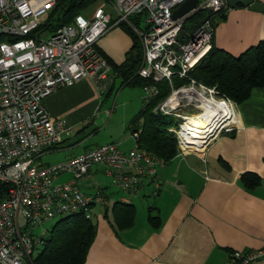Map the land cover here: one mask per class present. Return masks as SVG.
<instances>
[{"label":"built area","instance_id":"obj_1","mask_svg":"<svg viewBox=\"0 0 264 264\" xmlns=\"http://www.w3.org/2000/svg\"><path fill=\"white\" fill-rule=\"evenodd\" d=\"M61 1L0 0V264H32L33 252L41 245V237L34 239L32 234L37 226L69 215L91 219L93 198L74 182L57 183L59 176L71 173L79 179L93 164H101L114 184L129 191L164 165L137 144L122 153L113 143L58 164L40 165L44 153L74 133L65 120L44 111L43 99L84 78L92 80L99 92L109 87L111 68L96 44L110 29L125 25L136 36L142 49L139 78L169 83L171 92L157 107L176 119L169 132L180 150H204L218 135L232 130L231 100L192 80L177 88L171 84L174 76L187 78L212 48L211 19L181 43L177 36L184 21L202 10L222 15L229 9L225 0H198L189 15L178 19L172 12L185 0H105L89 17L77 15L70 24L47 33L42 25ZM107 4L114 18L106 11ZM144 92L145 103L157 94L154 86H146ZM207 115V132L184 129L190 117ZM230 256L232 264H250L264 258V244Z\"/></svg>","mask_w":264,"mask_h":264},{"label":"crops","instance_id":"obj_2","mask_svg":"<svg viewBox=\"0 0 264 264\" xmlns=\"http://www.w3.org/2000/svg\"><path fill=\"white\" fill-rule=\"evenodd\" d=\"M224 15L211 19L213 47L238 56L264 40V13L236 7ZM131 45L120 26L96 44L99 53L117 65ZM145 87L119 88V80L112 77L103 92L87 78L55 89L42 107L51 118L65 120L74 133L44 153L40 165L58 164L106 143L122 153L133 149L130 121L144 106ZM123 91L126 98L121 99ZM119 98L121 112L116 116ZM97 117L106 119L109 133L102 142L93 140L100 130ZM46 155L56 157L42 164ZM106 169L93 164L79 179L71 173L56 179L74 182L93 198L90 220L95 236L84 264H232V252L246 253L264 244V86L234 103L229 133L218 135L204 150L178 148L168 164L157 167L154 176L141 178L135 189L121 190ZM246 174L258 179L255 187H244L241 178ZM115 203L133 206L130 227L121 229L113 222ZM149 216L157 219L156 227ZM250 264H264V258Z\"/></svg>","mask_w":264,"mask_h":264},{"label":"trees","instance_id":"obj_3","mask_svg":"<svg viewBox=\"0 0 264 264\" xmlns=\"http://www.w3.org/2000/svg\"><path fill=\"white\" fill-rule=\"evenodd\" d=\"M99 0H62L42 25L47 33L70 24L73 18L82 14L88 7ZM255 1V0H252ZM221 12L220 14L225 13ZM208 11H198L189 16L183 23L177 39L184 43L189 36L206 19H213ZM216 17V16H215ZM122 29L132 40L121 64H114L102 56L110 65L111 76L119 80V88L123 86H154L157 94L130 121L132 133H136L135 142L138 148L148 155L168 164L177 154V141L169 129L176 123L173 116H156L154 109L170 94L167 81L154 83L143 80L137 72L141 65L142 49L136 36L125 25ZM190 80L206 87H212L220 97L227 98L235 104L245 101L250 91L264 86V40L248 48L238 56L212 46L211 50L188 72L187 78L177 76L171 78L174 88L187 85ZM242 183L251 189L258 184V179L250 174L243 175ZM134 208L130 204L115 203L112 208V220L118 228H128L133 223ZM155 227L157 219L148 217ZM95 225L82 215H69L57 219L47 234L40 238L38 254L33 257L32 264H84L88 250L94 240Z\"/></svg>","mask_w":264,"mask_h":264},{"label":"rangeland","instance_id":"obj_4","mask_svg":"<svg viewBox=\"0 0 264 264\" xmlns=\"http://www.w3.org/2000/svg\"><path fill=\"white\" fill-rule=\"evenodd\" d=\"M103 1L105 0H99L98 2H96L95 4L91 5L90 7H88L83 13L82 15L85 16V17H89L93 11V9H95V7H97L98 5H100L101 3H103ZM106 11L111 14V16L114 18V14L111 10V6L110 4H107V7L105 8ZM140 45V44H139ZM141 47V46H140ZM118 84V83H117ZM117 84H116V87H117ZM125 92L126 91H123V93H121V96L120 98L123 99V98H126L125 96ZM115 94V92H114ZM114 94H112L110 100H109V105L112 103L113 101V98H114ZM119 98V101L115 104V109L117 112H115L116 116L118 115V113L121 112V109H118L119 107H121V104H120V99ZM114 114V115H115ZM120 115V114H119ZM105 124H106V119L103 118V117H97L95 119V125L100 127V130L99 132L94 136L93 140L96 141V142H102V141H105L106 138L109 136V133L107 131V129H105ZM172 128V127H171ZM56 157V155H46L44 157H42V164L43 163H46V161H52L54 158ZM58 183H63V182H58ZM20 224H23V220L20 219ZM57 221V219H53V220H50L40 226H37L34 230H33V238L34 239H38L44 235L47 234V231H49L51 229V227L53 226V224ZM38 254V250H35L33 252V257H35L36 255Z\"/></svg>","mask_w":264,"mask_h":264},{"label":"water","instance_id":"obj_5","mask_svg":"<svg viewBox=\"0 0 264 264\" xmlns=\"http://www.w3.org/2000/svg\"><path fill=\"white\" fill-rule=\"evenodd\" d=\"M198 0H185L182 4L178 6L177 9H175L172 12L173 19H178L183 16H187L191 13V11L195 8V5L197 4ZM226 5L228 8H236V7H244L247 8L250 11L258 12V13H264V4L258 2V1H252V0H225ZM222 19H225V15H221ZM154 114L156 116H165L166 113L162 110H160L158 107L154 109ZM214 137V132L211 134H208L205 141L208 143L210 139ZM215 139V138H214ZM213 139V140H214ZM210 143L207 144V146Z\"/></svg>","mask_w":264,"mask_h":264},{"label":"bare ground","instance_id":"obj_6","mask_svg":"<svg viewBox=\"0 0 264 264\" xmlns=\"http://www.w3.org/2000/svg\"><path fill=\"white\" fill-rule=\"evenodd\" d=\"M209 112H207L208 114ZM210 117L207 116H196L190 117L187 120V123L184 125V129H190L191 127L194 129V132H207V127L210 122ZM206 129V131H205ZM191 144H194L191 142Z\"/></svg>","mask_w":264,"mask_h":264}]
</instances>
